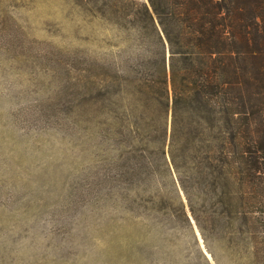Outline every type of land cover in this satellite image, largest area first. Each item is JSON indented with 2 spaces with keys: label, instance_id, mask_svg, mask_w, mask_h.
I'll use <instances>...</instances> for the list:
<instances>
[{
  "label": "rangeland",
  "instance_id": "374dc122",
  "mask_svg": "<svg viewBox=\"0 0 264 264\" xmlns=\"http://www.w3.org/2000/svg\"><path fill=\"white\" fill-rule=\"evenodd\" d=\"M133 2L149 5L0 0V264H257L264 257V201H253L263 190L249 182L243 190L238 170L221 174L224 161L206 139L200 163L173 161L167 144L164 156L148 134L151 99L141 130L123 115L121 103L137 104L133 80L145 55L135 40L141 30L124 18ZM115 73L123 79L114 81ZM170 122L169 110L168 132ZM210 125L201 133L212 141ZM249 136L240 131L236 142ZM222 181L228 211L219 204ZM238 201L247 204L246 224Z\"/></svg>",
  "mask_w": 264,
  "mask_h": 264
},
{
  "label": "trees",
  "instance_id": "16d2710c",
  "mask_svg": "<svg viewBox=\"0 0 264 264\" xmlns=\"http://www.w3.org/2000/svg\"><path fill=\"white\" fill-rule=\"evenodd\" d=\"M148 3L133 2L124 14L141 30L135 31V40L145 55L139 57L137 64L141 74L133 80L136 87L132 93L137 104L130 107L121 103L123 115L132 114L139 121L135 122L138 128L146 127L147 100L151 99L157 106L152 116H148L151 119L148 134L155 136L164 156L167 144L173 161L177 158L182 163H200L206 139L209 152L224 161L220 173L234 175L233 171L238 170L244 175L236 177L243 190L248 182L255 191L263 190L261 199H253L263 207L264 0H148ZM113 78L116 82L123 79L117 73ZM95 81L94 108L100 95ZM204 122L217 129L212 141L210 135L204 138L201 133ZM252 124L254 130L249 129ZM240 131L250 134L242 146L236 142ZM224 165L231 171H223ZM223 185L224 181L219 204L228 211L231 202L228 197L223 198ZM240 191L238 196L245 198ZM245 208L246 202L238 201L236 213L246 224L251 219ZM256 263L264 264V257L256 259Z\"/></svg>",
  "mask_w": 264,
  "mask_h": 264
}]
</instances>
